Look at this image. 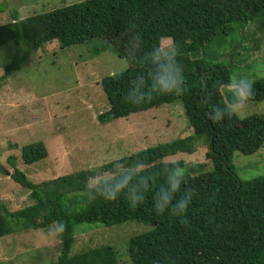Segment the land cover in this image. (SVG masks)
<instances>
[{
  "label": "trees",
  "instance_id": "16d2710c",
  "mask_svg": "<svg viewBox=\"0 0 264 264\" xmlns=\"http://www.w3.org/2000/svg\"><path fill=\"white\" fill-rule=\"evenodd\" d=\"M10 0H2L0 14ZM0 25V47L12 43L15 53L3 66L0 83L44 44L57 42L60 49L105 40L128 67L100 80L109 110L98 115L101 124L127 118L162 105L180 102L192 134L157 144L94 170L60 176L38 184L20 171L13 157L8 163L11 180L29 192L32 204L9 211L0 202V238L19 231L47 230L55 221L66 224H98L105 227L135 221L148 227L128 240L131 264H264V177L241 181L231 164L234 152L251 155L264 145V115L208 119V104L221 108L231 95L223 85L231 78L228 65H208L205 47L264 17V0H84L49 12L19 18ZM167 39L183 72L182 96L153 94L133 105L128 92L137 77L150 83L153 67L146 53ZM99 51V50H95ZM235 52L232 53V56ZM238 54V53H237ZM229 57V56H228ZM201 85H204L202 88ZM264 100V77L255 80L251 101ZM207 144L204 163L189 166L165 162L176 154L194 153L198 142ZM21 159L31 166L47 157L43 142L24 145ZM142 164L133 181H145L143 205L133 209L122 195L107 201L88 188V181L104 172L122 173ZM117 165L122 167L118 168ZM173 166L185 169L181 193L192 192L183 216L154 213V200ZM73 238L63 240L60 255L49 264H119L112 246L104 245L71 255Z\"/></svg>",
  "mask_w": 264,
  "mask_h": 264
},
{
  "label": "rangeland",
  "instance_id": "374dc122",
  "mask_svg": "<svg viewBox=\"0 0 264 264\" xmlns=\"http://www.w3.org/2000/svg\"><path fill=\"white\" fill-rule=\"evenodd\" d=\"M82 1L10 0L0 14V25L11 21L13 12L23 19ZM161 48L166 54L171 50L170 41L162 39ZM204 51L208 65L225 61L231 78L242 74L254 80L264 77V17L255 18L244 27L238 25L225 42L216 39ZM14 53L12 43L0 47V76ZM127 67V62L118 58L105 40H91L65 49H60L53 41L32 53L17 71L0 83V202L9 211L28 206L32 200L27 190L11 180L13 170L8 157H13L17 168L38 184L94 170L143 149L192 134L178 101L106 124L99 123L98 115L109 110L100 80ZM250 115H264V100L250 102L244 117ZM39 141L46 147V159L25 165L21 147ZM206 144L202 140L194 153L176 154L163 161H182L187 166L204 163L205 169L210 171L211 163L205 158ZM231 164L241 181L264 177V145L251 155L234 152ZM100 175L112 176L110 172ZM66 225L60 238L51 234L56 225L47 230L19 231L0 238V264H49L60 255L66 238H73L71 255L109 245L114 248L119 264H131L128 240L149 229L135 221L110 227Z\"/></svg>",
  "mask_w": 264,
  "mask_h": 264
},
{
  "label": "clouds",
  "instance_id": "9594fccd",
  "mask_svg": "<svg viewBox=\"0 0 264 264\" xmlns=\"http://www.w3.org/2000/svg\"><path fill=\"white\" fill-rule=\"evenodd\" d=\"M176 50L173 47L166 54H161L159 47L146 53V59L153 65L149 69L150 83L143 77H137L128 92V99L133 104L145 102L153 94L182 96L186 91L183 72L176 59ZM203 88L204 85H201ZM230 92V102L223 108L208 104V119L212 122H221L223 119L243 118L255 94V80L247 74L230 78L223 85ZM118 168L122 167L117 165ZM144 170L142 164L112 176H94L88 181V188L94 190L99 197L107 201H115L122 195L130 208H137L144 204L148 184L145 181L134 184L135 178ZM185 180V169L173 166L167 176V187L161 186L154 200V213L157 216L168 214L181 217L188 210L192 192L185 189L181 193L182 182ZM56 227L51 230L54 238L62 237L67 225L63 221L53 222Z\"/></svg>",
  "mask_w": 264,
  "mask_h": 264
}]
</instances>
